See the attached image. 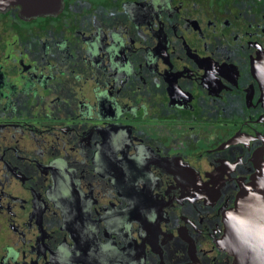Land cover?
I'll use <instances>...</instances> for the list:
<instances>
[{
    "label": "flooded vegetation",
    "instance_id": "af4514ba",
    "mask_svg": "<svg viewBox=\"0 0 264 264\" xmlns=\"http://www.w3.org/2000/svg\"><path fill=\"white\" fill-rule=\"evenodd\" d=\"M0 11V264H232L264 160V0Z\"/></svg>",
    "mask_w": 264,
    "mask_h": 264
},
{
    "label": "water",
    "instance_id": "95a60500",
    "mask_svg": "<svg viewBox=\"0 0 264 264\" xmlns=\"http://www.w3.org/2000/svg\"><path fill=\"white\" fill-rule=\"evenodd\" d=\"M14 6L21 17L35 18L56 14L62 0H0V11ZM224 225L220 244L234 257L232 264H264V160L252 181L237 193Z\"/></svg>",
    "mask_w": 264,
    "mask_h": 264
}]
</instances>
